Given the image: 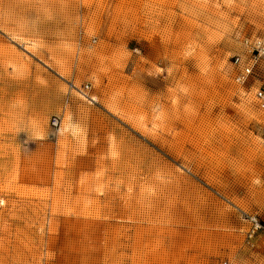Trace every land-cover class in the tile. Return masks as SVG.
Instances as JSON below:
<instances>
[{
	"label": "rangeland",
	"instance_id": "374dc122",
	"mask_svg": "<svg viewBox=\"0 0 264 264\" xmlns=\"http://www.w3.org/2000/svg\"><path fill=\"white\" fill-rule=\"evenodd\" d=\"M264 0H0V264H264Z\"/></svg>",
	"mask_w": 264,
	"mask_h": 264
},
{
	"label": "built area",
	"instance_id": "2783aa9c",
	"mask_svg": "<svg viewBox=\"0 0 264 264\" xmlns=\"http://www.w3.org/2000/svg\"><path fill=\"white\" fill-rule=\"evenodd\" d=\"M244 50L241 55L234 57L233 65L235 77L234 80L239 85H245L253 76L255 71L264 64V37L246 38L243 43ZM254 99L257 106L264 110V89L259 88L254 93ZM249 229L247 231V239L251 242L253 239L264 232V225L254 216H247L245 220ZM219 264H235L225 259Z\"/></svg>",
	"mask_w": 264,
	"mask_h": 264
}]
</instances>
